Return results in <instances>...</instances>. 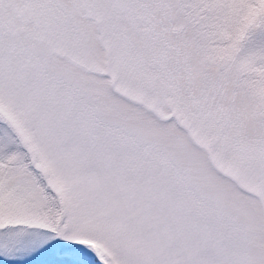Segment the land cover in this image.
I'll return each mask as SVG.
<instances>
[{"label": "snow or ice", "instance_id": "1", "mask_svg": "<svg viewBox=\"0 0 264 264\" xmlns=\"http://www.w3.org/2000/svg\"><path fill=\"white\" fill-rule=\"evenodd\" d=\"M0 264H264V0H0Z\"/></svg>", "mask_w": 264, "mask_h": 264}]
</instances>
